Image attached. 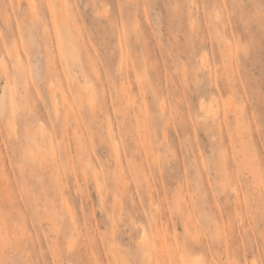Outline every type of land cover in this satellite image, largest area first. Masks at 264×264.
<instances>
[{
    "label": "rangeland",
    "instance_id": "obj_1",
    "mask_svg": "<svg viewBox=\"0 0 264 264\" xmlns=\"http://www.w3.org/2000/svg\"><path fill=\"white\" fill-rule=\"evenodd\" d=\"M0 264H264V0H0Z\"/></svg>",
    "mask_w": 264,
    "mask_h": 264
}]
</instances>
